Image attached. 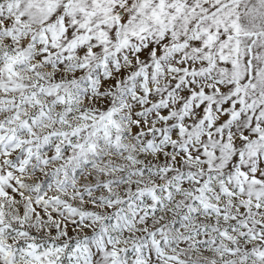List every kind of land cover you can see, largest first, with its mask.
Segmentation results:
<instances>
[{"label":"snow or ice","instance_id":"snow-or-ice-1","mask_svg":"<svg viewBox=\"0 0 264 264\" xmlns=\"http://www.w3.org/2000/svg\"><path fill=\"white\" fill-rule=\"evenodd\" d=\"M0 264H264V0H0Z\"/></svg>","mask_w":264,"mask_h":264}]
</instances>
